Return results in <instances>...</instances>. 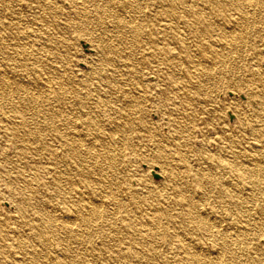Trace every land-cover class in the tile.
Segmentation results:
<instances>
[{
	"label": "bare ground",
	"instance_id": "1",
	"mask_svg": "<svg viewBox=\"0 0 264 264\" xmlns=\"http://www.w3.org/2000/svg\"><path fill=\"white\" fill-rule=\"evenodd\" d=\"M140 1L0 0V199L15 207L0 264H169L172 243L200 264L206 243L209 264H262L264 62L245 49L264 0ZM57 18L101 28L85 69ZM240 71L252 107L232 106L236 130L205 125ZM148 150L170 158L149 166L159 186L133 179Z\"/></svg>",
	"mask_w": 264,
	"mask_h": 264
},
{
	"label": "rangeland",
	"instance_id": "2",
	"mask_svg": "<svg viewBox=\"0 0 264 264\" xmlns=\"http://www.w3.org/2000/svg\"><path fill=\"white\" fill-rule=\"evenodd\" d=\"M140 5L143 7V9L145 11L147 10L146 1L141 0ZM64 11H66V10H64ZM248 18H249V21L252 19L250 22V26L252 24H253V26L251 28L249 27L247 29L246 36H247V40H248V45L250 43H252V45L255 47V50L251 51V50H249V47L246 46V49H245L246 57L245 58H246V61L247 60L250 61L249 66L252 67V69L256 70L255 66L257 65L258 67H263L262 62H264V57L260 53L261 44L259 41L258 30H257V28H258L257 21H260V19H262L264 21V13L260 8L259 9L257 8L254 13L249 14ZM70 19H72V25L71 26H69L68 24H67V26L64 25L62 23L64 20H61L58 18L56 19L57 24L59 25V28L62 29L61 30V32H62L61 33L62 34V43L66 46V49L72 54L71 56L74 57L73 58V64L76 66V68L85 69L91 54H93V51L89 48L88 45L90 44V41L92 40V38H94L98 34H100L101 28L99 26H94L91 23L81 21L78 18H70ZM65 22H66V20H65ZM241 61L243 62L244 60H241ZM241 61H239V62H241ZM253 62H254V64H253ZM253 65H255V66H253ZM236 74H238V75H236V77H235V80H236L235 82L239 86V89H238L239 91L238 92L236 91L237 94H235L233 90H231V91L228 90L222 94L220 93V95L217 98V100L220 101L218 106L217 105H215V107L209 106L208 107L209 109L207 111H205L203 109L198 110V115H199V117L200 116L203 117L202 121L205 125L209 124V123L211 125H214V126L224 125V126L228 127L229 129H232V130L235 129L236 130V128H237L236 127L237 126L236 114L233 112L232 106L236 105L238 108H240V109L242 108L245 110L250 109L252 107V102H250L249 98L247 97L245 89H243V88H245V85L243 82H241L242 81L241 77H243V74L241 71L239 73H236ZM249 104H250V106H249ZM6 107H8V106H6ZM205 128L206 129H204V130L202 129V130L205 133H207L208 135H210V132H212V130L210 128H208L207 126ZM3 133L4 132H2L0 129V141L1 142L6 141L7 144L10 145L9 152H11L12 146H11L10 140ZM150 151L151 150H148L146 152L147 154L145 156V158H146L145 161L134 160L132 162L131 168H132L133 175H134L133 179L136 180L138 177H142V176L145 178L150 177V179L154 183V185L159 186L160 181H162V176L158 175L159 176L158 179L154 178V176H153L154 173L149 168V166H153L152 169L157 170L156 165H158L159 163L165 165V163H167L170 158L167 155L163 156L162 159L155 158L156 154L152 153ZM4 189H5L4 187L1 188V190H4ZM5 193H7V192L4 190L2 194H5ZM5 201L6 200L2 201L0 199V210H1L0 211V218H5L8 215H13L14 210H15L14 205L11 206V205H9L8 201H6V202ZM210 246H211L210 244L208 245V243H206L204 247L207 249H205L204 247L202 248L204 251L207 250L204 252L206 254V256L209 254L205 264H209V262H212L215 259L214 258L215 254H214V252L211 251L213 248L212 247L210 248ZM173 247L175 249H173ZM163 250L167 253V255L165 257L169 261V264H200V261L199 262H195V261L193 262L192 259L184 260V258L181 255H179L182 252L179 251L178 249H176L175 243H172V245L170 247L169 246L164 247ZM167 256L169 259L167 258ZM156 262L158 264H162L160 259H157ZM262 264H264V256L262 258Z\"/></svg>",
	"mask_w": 264,
	"mask_h": 264
},
{
	"label": "water",
	"instance_id": "3",
	"mask_svg": "<svg viewBox=\"0 0 264 264\" xmlns=\"http://www.w3.org/2000/svg\"><path fill=\"white\" fill-rule=\"evenodd\" d=\"M153 176H154V178H156V179H158V178H159V176H158V175H155V174H154Z\"/></svg>",
	"mask_w": 264,
	"mask_h": 264
}]
</instances>
